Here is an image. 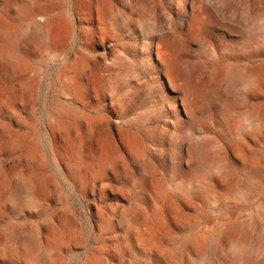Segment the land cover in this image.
I'll use <instances>...</instances> for the list:
<instances>
[{"label":"rangeland","instance_id":"rangeland-1","mask_svg":"<svg viewBox=\"0 0 264 264\" xmlns=\"http://www.w3.org/2000/svg\"><path fill=\"white\" fill-rule=\"evenodd\" d=\"M261 17L264 0H0V264H264Z\"/></svg>","mask_w":264,"mask_h":264},{"label":"bare ground","instance_id":"bare-ground-1","mask_svg":"<svg viewBox=\"0 0 264 264\" xmlns=\"http://www.w3.org/2000/svg\"><path fill=\"white\" fill-rule=\"evenodd\" d=\"M130 3V2H129ZM38 5V3L37 4H35V6H37ZM128 9H130V8H128ZM142 12V11H141ZM145 12V11H144ZM151 12V11H150ZM102 13H106L105 12V10H102ZM139 13V12H138ZM115 14V13H114ZM147 14V13H146ZM139 15H141V14H139ZM138 15V16H139ZM143 15H144V13H143ZM149 15V14H148ZM151 15V14H150ZM136 16V15H135ZM145 16V15H144ZM108 17V16H107ZM130 17H131V15H130ZM134 17V16H133ZM138 18V17H137ZM146 18V17H145ZM260 19H263L264 20V18H260ZM260 19H259V22H260ZM106 20V19H105ZM109 20V19H108ZM263 20H261V22L260 23H262V24H260V25H262L261 26V28L264 30V21ZM128 21V20H127ZM136 21V20H135ZM119 22V21H118ZM133 22V21H132ZM259 22H258V24H259ZM129 23V22H128ZM132 24H134V22L132 23ZM149 25H150V23H148ZM118 25H119V23H118ZM120 26V25H119ZM128 26V25H127ZM109 27V26H108ZM144 28V27H143ZM110 29V28H109ZM151 31V30H150ZM147 33V32H146ZM150 33V32H149ZM42 34L43 35H45L47 38H48V40L50 41V42H52V37H51V35H50V33H45L44 31H42ZM154 34V33H153ZM144 35V34H143ZM152 36V35H151ZM149 37V36H148ZM155 37V36H154ZM143 38H144V36H143ZM150 38V37H149ZM148 38V39H149ZM54 41V40H53ZM150 41V40H149ZM150 43V42H149ZM147 45V44H146ZM9 54H13V52L11 51V52H8ZM2 54H4V53H2ZM6 56V55H5ZM230 70V69H229ZM244 72H246V71H244ZM228 75V74H227ZM229 77L232 79V80H236L238 83H239V85L242 87V89L243 90H247L248 92H250L251 91V89L253 88V85H254V83H255V80H254V78L251 76V75H249V74H241V73H230L229 74ZM257 81V80H256ZM259 82V81H258ZM246 110H248V109H246ZM254 110V109H253ZM262 117V116H261ZM262 119V118H261ZM264 119V118H263ZM243 120H244V123L246 124L245 126H243V128L242 129H240V132H238L239 134L238 135H236L235 137H234V143L236 144V145H239V146H241V144H242V142L244 141L243 139H245V138H249L250 136H253L254 134H256V133H258V131L260 130V126H259V122L260 121H262V120H260V116L257 114V112L255 113V112H253V111H247V112H245L244 114H243ZM229 124V123H228ZM146 132V131H145ZM236 133V132H235ZM137 137V136H136ZM130 143V142H129ZM115 144V143H114ZM136 144V143H135ZM134 144V145H135ZM235 144H233V145H235ZM112 146H114V145H112ZM117 147V146H116ZM142 147V146H141ZM132 148V147H131ZM241 148V147H240ZM115 150V149H114ZM132 150V149H131ZM241 150V149H240ZM109 152V151H108ZM116 154H117V152H115ZM106 154V153H105ZM142 154H143V152L141 151V150H135L134 151V155H136V157L137 158H141V157H143L142 156ZM131 155V154H130ZM144 155V154H143ZM113 156V155H112ZM114 157V156H113ZM120 157V156H119ZM114 158H117V157H114ZM132 158V157H131ZM134 158V157H133ZM145 158V157H144ZM119 159V158H118ZM135 159V158H134ZM114 160V159H113ZM136 160V159H135ZM134 160V161H135ZM144 160V159H143ZM116 161V160H115ZM114 162V161H113ZM137 162V161H136ZM110 164V163H109ZM106 166V165H105ZM112 166V165H111ZM103 168V167H102ZM147 169H148V167H146ZM151 168V167H150ZM105 169V168H104ZM144 171V170H143ZM123 173V172H122ZM232 223V222H231ZM229 229H230V227H229ZM14 230V229H13ZM222 231V230H221ZM192 241H193V239H192ZM37 241H36V238H35V236L34 235H32V236H29V237H27L26 239H25V244L26 245H28L29 247H31V249L33 248V249H35V247H36V245H37V243H36ZM191 244H194V242L193 243H191ZM197 246H200L199 245V243H198V245Z\"/></svg>","mask_w":264,"mask_h":264}]
</instances>
